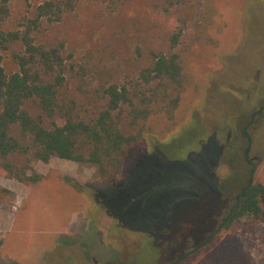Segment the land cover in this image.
I'll use <instances>...</instances> for the list:
<instances>
[{"label": "rangeland", "instance_id": "obj_1", "mask_svg": "<svg viewBox=\"0 0 264 264\" xmlns=\"http://www.w3.org/2000/svg\"><path fill=\"white\" fill-rule=\"evenodd\" d=\"M43 1L9 0L11 13L0 16V29L23 28ZM186 1L168 11L165 0H78L61 21L40 23L37 42H64L65 54L85 66L94 86L135 78L151 50L169 51L181 18L194 31L210 16L216 41L192 46L175 119L150 120V132L132 147L116 179L101 180L94 167L59 157L33 160L41 178L32 183L0 167V264H125L136 256L150 264L154 252L144 242L152 233L162 262L177 255L166 239L185 238L183 251L193 245L192 234L209 238L236 193L230 176L243 174L242 151L227 150L240 127L253 137L255 178L264 183V0ZM20 48L4 53L8 73L18 70L12 56ZM193 113L216 134L198 153L174 161L150 152ZM177 264H264V223L221 230Z\"/></svg>", "mask_w": 264, "mask_h": 264}, {"label": "trees", "instance_id": "obj_2", "mask_svg": "<svg viewBox=\"0 0 264 264\" xmlns=\"http://www.w3.org/2000/svg\"><path fill=\"white\" fill-rule=\"evenodd\" d=\"M165 2L169 3L165 7L169 11L174 4L187 1ZM77 4L78 0H44L36 7L35 17L28 19L23 28L0 29V167L7 176L22 183L41 178L32 166L33 160L48 162L53 157L90 165L101 180L122 175L130 150L150 132V120L175 119L189 84L192 46L216 41L210 33V16L200 20L194 31L181 18L169 38V51L151 50L149 61L135 78L125 83L94 86L87 78L85 66L72 62L71 56L65 54L64 42H37L34 34L43 20L61 21ZM10 13L9 0H0L2 20ZM15 45L21 47L12 56L18 70L8 73L4 53ZM215 135L193 113L167 140L152 143L150 152L159 150L174 161L186 159L198 153L203 143ZM234 148L242 151V160L238 162L244 170L243 174L235 171L230 176L236 193L227 200L214 232L204 240L201 234H192L193 245L183 251L185 238L171 242L166 239L168 252L177 255L168 261L165 258V262L161 261L163 250L156 243L157 235L152 233L144 242L154 252L149 254L150 264H177L209 245L221 230L264 223V183L255 178L253 137L247 127H240L230 139L227 150L233 152ZM4 190L0 186V193ZM221 192L223 196L228 194ZM2 242L0 238V248ZM139 260V256L132 257L125 264H142Z\"/></svg>", "mask_w": 264, "mask_h": 264}]
</instances>
